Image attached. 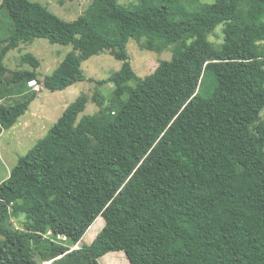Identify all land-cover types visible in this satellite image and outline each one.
<instances>
[{"label":"trees","instance_id":"trees-1","mask_svg":"<svg viewBox=\"0 0 264 264\" xmlns=\"http://www.w3.org/2000/svg\"><path fill=\"white\" fill-rule=\"evenodd\" d=\"M0 8L15 26L0 41V70L36 39L72 47L45 77L39 59L22 55L32 70L9 84L65 91L86 80L91 57L122 62L99 82L115 88L105 102L95 95L96 112L80 96L0 182V264H101L112 252L129 264H264V0H95L70 22L32 0ZM220 26L216 46L209 37ZM134 37L149 49L175 44L171 60L139 78ZM37 95L0 105V138ZM100 217L103 230L84 243Z\"/></svg>","mask_w":264,"mask_h":264},{"label":"rangeland","instance_id":"rangeland-1","mask_svg":"<svg viewBox=\"0 0 264 264\" xmlns=\"http://www.w3.org/2000/svg\"><path fill=\"white\" fill-rule=\"evenodd\" d=\"M32 1L43 4L52 13L69 22L75 21L85 14L95 2V0ZM118 1L124 7L129 8L135 6L139 0ZM200 2L206 3L209 0H200ZM197 3L198 1L190 2L189 6L191 8L195 7ZM1 4L2 0H0V7ZM14 29V22L8 10L0 8V41L8 38ZM222 30L223 26L218 27L209 37V40L216 46H220L224 42ZM5 45L6 43L0 42V51ZM152 46L153 49H149L147 37H134L128 44L127 50L130 61L139 78H145L153 74L161 62L171 60L172 48H176L175 44L168 45L157 40ZM70 51H72L71 46L51 44L47 39H36L32 44L22 45L18 49L11 50L4 59L6 69L0 70V105L8 106L22 102L26 99L25 97H29L34 92L31 89H25L20 84H9L6 80L11 78L15 71L32 70L30 65L22 64V55L31 53L39 59L41 66L38 71L40 76L45 77L51 75L60 66ZM121 68L122 62L116 60L111 53L106 51L82 63V69L86 77L85 81L78 82L65 91L51 92L44 88L41 89L26 114L19 119L13 128L4 131L0 138V182L10 176L19 159L25 156L47 134L49 129L62 116L65 109L80 96L86 95L89 98L87 112H96L100 102L98 100L97 103H94L95 95H102L103 98L100 100L105 102L115 88L113 83L100 84L99 82L109 78L120 71ZM261 118H264V110L261 113ZM25 221L26 217L24 215L12 217L11 225L15 229H23ZM104 225L105 220L101 217L98 218L91 227L90 231H92L90 233L94 232L97 235L103 230ZM89 236L88 241L91 239ZM101 261L102 264H128L125 254L110 256Z\"/></svg>","mask_w":264,"mask_h":264},{"label":"crops","instance_id":"crops-1","mask_svg":"<svg viewBox=\"0 0 264 264\" xmlns=\"http://www.w3.org/2000/svg\"><path fill=\"white\" fill-rule=\"evenodd\" d=\"M91 229V228H90ZM90 229H89V231H88V233L85 235V237L83 238V242L84 243H87V244H91L92 242H93V240H94V238H96V236L99 234H95L94 232H92V234L90 233L91 231H90ZM90 235V236H89ZM88 236H89V238L91 237V239H89V241L87 240V238H88ZM75 248H77V247H75ZM74 249V248H73ZM124 252H112V253H109V254H107V255H105L104 257H102L101 259H100V263L102 264V261L101 260H105L107 257H110V256H115V255H117V256H122V255H124L123 254ZM127 263L129 264V261H128V259H127ZM46 264H49V263H46Z\"/></svg>","mask_w":264,"mask_h":264},{"label":"built area","instance_id":"built-area-1","mask_svg":"<svg viewBox=\"0 0 264 264\" xmlns=\"http://www.w3.org/2000/svg\"><path fill=\"white\" fill-rule=\"evenodd\" d=\"M29 87L36 92H40L43 89V85L37 80H32L29 82Z\"/></svg>","mask_w":264,"mask_h":264}]
</instances>
